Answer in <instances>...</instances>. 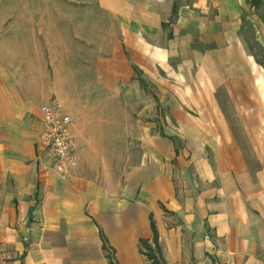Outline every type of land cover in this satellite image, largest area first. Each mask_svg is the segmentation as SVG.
<instances>
[{
  "label": "crops",
  "instance_id": "0c3cea01",
  "mask_svg": "<svg viewBox=\"0 0 264 264\" xmlns=\"http://www.w3.org/2000/svg\"><path fill=\"white\" fill-rule=\"evenodd\" d=\"M155 237L165 264H264V0H0V264H150Z\"/></svg>",
  "mask_w": 264,
  "mask_h": 264
},
{
  "label": "built area",
  "instance_id": "2783aa9c",
  "mask_svg": "<svg viewBox=\"0 0 264 264\" xmlns=\"http://www.w3.org/2000/svg\"><path fill=\"white\" fill-rule=\"evenodd\" d=\"M43 113V141L57 157L54 169L69 177L77 164V144L71 116L64 112V104L51 100L41 107Z\"/></svg>",
  "mask_w": 264,
  "mask_h": 264
},
{
  "label": "trees",
  "instance_id": "16d2710c",
  "mask_svg": "<svg viewBox=\"0 0 264 264\" xmlns=\"http://www.w3.org/2000/svg\"><path fill=\"white\" fill-rule=\"evenodd\" d=\"M251 1L256 5H258L260 3V0H251ZM135 69H137V68L135 67ZM141 243L143 246L142 251L147 256V258L149 259L150 264H165L163 259H162L160 247L157 244V238L156 237H155V243H156L155 246H153L152 244H150L149 242H147L145 240H142ZM110 253H111L109 255L110 264H117L113 250H111Z\"/></svg>",
  "mask_w": 264,
  "mask_h": 264
},
{
  "label": "rangeland",
  "instance_id": "374dc122",
  "mask_svg": "<svg viewBox=\"0 0 264 264\" xmlns=\"http://www.w3.org/2000/svg\"><path fill=\"white\" fill-rule=\"evenodd\" d=\"M6 28V26H4Z\"/></svg>",
  "mask_w": 264,
  "mask_h": 264
}]
</instances>
